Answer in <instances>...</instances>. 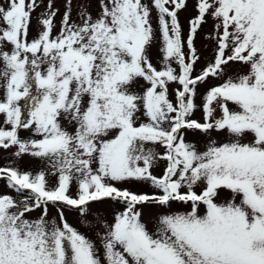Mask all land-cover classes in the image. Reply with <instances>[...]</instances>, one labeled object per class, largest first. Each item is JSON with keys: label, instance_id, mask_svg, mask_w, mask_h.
Listing matches in <instances>:
<instances>
[{"label": "snow or ice", "instance_id": "snow-or-ice-1", "mask_svg": "<svg viewBox=\"0 0 264 264\" xmlns=\"http://www.w3.org/2000/svg\"><path fill=\"white\" fill-rule=\"evenodd\" d=\"M92 2L0 0V264H264V0Z\"/></svg>", "mask_w": 264, "mask_h": 264}, {"label": "rangeland", "instance_id": "rangeland-1", "mask_svg": "<svg viewBox=\"0 0 264 264\" xmlns=\"http://www.w3.org/2000/svg\"><path fill=\"white\" fill-rule=\"evenodd\" d=\"M195 2H196V0H188L187 10L181 11L179 14L180 23L183 27V31H184L185 36L188 33L189 20L192 17H194L196 14L195 10H194ZM47 3H48V0H41V7L37 9L36 13H33L32 29L30 31L29 39H32L36 35V29H35L36 16H37V14H39L45 10V6L47 5ZM52 3H53L54 8L59 9V12H58L57 16L55 17V23L57 26L56 32H58L60 20L64 14V11H65V0H52ZM97 9H98V2H97V0H93L92 8L90 9L93 16L96 15ZM72 16H73V19L76 18L75 9L72 12ZM153 23H155V13H153ZM211 30H212L211 29V22H209L208 24H205L203 26L202 30L200 32H198V34H197L195 46H196V48H197V50L201 56V61L197 65V70H200L204 66V63L212 56V49L214 47V44H212L209 40L205 39V35L207 33H209ZM151 54L153 57V63L157 64V61H156V57L158 55L157 49L153 48ZM157 66L159 67L158 64H157ZM245 70L246 69H244L240 65L233 64L232 68L230 69V72H233V73L234 72H241V73H243ZM24 112L26 114L27 109H24ZM197 115L199 116V114H197ZM2 119L3 118L0 117V120H2ZM20 135H21V137H27L28 133L25 131H21ZM189 139H191V137H189ZM7 155H8L7 152H4V150H0V156L7 157ZM10 165H11L10 160L0 158V167L10 166ZM11 166H14V165H11ZM20 168H21V170H30L32 172H36L40 168V162L29 160L26 157L25 161L20 164ZM163 168H164V164L161 163L160 167H158L154 170V174L157 176L161 175L163 172ZM132 190L137 191V192H147L149 194H151V192H152V189L148 185H142L140 187L133 188ZM5 193L16 196V193L11 192L8 189L6 182L3 180H0V194H5ZM17 199H22V197H17ZM116 207H118V206H116ZM95 208H96V202H93V210H95ZM102 208L109 212V219H111L110 214L113 210V207L110 205H103ZM155 210H156V206H154V205H148V206L143 207L144 219L147 220L151 215H153L155 213ZM65 214H66L68 222L71 225H73L74 227H77L82 233L88 234L86 226L81 225L80 219L75 213H73L72 211H67ZM32 215L33 216H39L40 210L39 209L36 210V212H34ZM49 216L50 217L56 216V209L52 208L51 206H49Z\"/></svg>", "mask_w": 264, "mask_h": 264}]
</instances>
